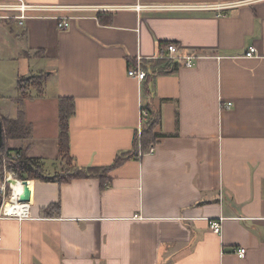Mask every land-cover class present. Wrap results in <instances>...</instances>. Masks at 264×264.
Returning a JSON list of instances; mask_svg holds the SVG:
<instances>
[{
  "label": "crops",
  "instance_id": "1",
  "mask_svg": "<svg viewBox=\"0 0 264 264\" xmlns=\"http://www.w3.org/2000/svg\"><path fill=\"white\" fill-rule=\"evenodd\" d=\"M25 1L63 10L23 26L0 20L2 117L22 110L29 139L51 143L56 158L59 99L73 98L71 155L84 168L131 150L146 107L161 115L162 137L153 153L114 169L106 189L93 178L28 180L30 201L0 208V264H264V0ZM169 43L197 55L195 65L128 75ZM42 73L45 98L21 105L19 79ZM35 149L24 151L39 157ZM220 219L216 234L209 221Z\"/></svg>",
  "mask_w": 264,
  "mask_h": 264
},
{
  "label": "trees",
  "instance_id": "2",
  "mask_svg": "<svg viewBox=\"0 0 264 264\" xmlns=\"http://www.w3.org/2000/svg\"><path fill=\"white\" fill-rule=\"evenodd\" d=\"M144 69L150 71L153 76L170 75L179 70L177 62L169 59L153 60L144 63ZM47 74H40L29 78H20L18 81L19 100L22 102L28 98H45L46 84L49 80ZM32 90L37 95L32 96ZM147 94H151L150 87H146ZM22 108V106H21ZM147 116L142 120L141 133L136 134L133 148L129 151L119 153L114 163L108 167H79L73 163L70 147V120L76 112L75 100L71 97L59 99V156L63 163L61 172L53 176H46L37 165L35 159L28 157L23 149L10 150L7 146L9 139L29 138L32 134V125L23 118V111H20L19 118L11 119L2 117L4 144L0 150V177L4 178L6 169L13 171L18 180L52 181L68 183L75 179H99L102 189H106L112 182L110 173L131 159H140L149 153L151 146L157 144L162 135L157 131L161 123V115L146 107ZM12 154L19 156L17 160L11 158ZM3 203V196L0 194V208ZM49 209H60V205H52ZM50 210V211H51Z\"/></svg>",
  "mask_w": 264,
  "mask_h": 264
},
{
  "label": "built area",
  "instance_id": "3",
  "mask_svg": "<svg viewBox=\"0 0 264 264\" xmlns=\"http://www.w3.org/2000/svg\"><path fill=\"white\" fill-rule=\"evenodd\" d=\"M179 6H175L174 8H178ZM153 8H160L159 6H154ZM63 10L61 7H55V6H44V5H32L27 3L25 0H0V20L3 21H16L19 25L23 26L25 24V21L36 17V14L38 13H45V12H52L57 10ZM71 9V8H69ZM71 27V21L70 18H64L59 23V28L62 30H67ZM179 48L175 43H169L165 46H162L160 48L159 55L157 57H154L153 60H161V59H169L172 61H175L180 66H185L188 68H191L195 65V61L197 59V55L195 54H188V55H179ZM256 56V48L250 47L245 54V57L247 58H253ZM128 75L130 77H133L135 79H138L139 81H143L147 77V72L144 69V59L140 57L136 63L135 66H132L128 70ZM223 107L229 109L232 107V103H227ZM147 116V112L145 110L142 111L141 115V121ZM139 133H141V127L139 130ZM155 146H151L149 153H153L155 151ZM11 158L14 160H17L19 158L18 155L12 154ZM4 179L0 180V194L3 196V202L4 199H6L7 195H9V199H12L14 197V191L12 189L11 184V178H16V175L13 171H10L6 169ZM18 180V179H17ZM22 181L23 180H19ZM8 191L10 194H8ZM8 199V200H9ZM18 203L19 199H18ZM22 204V203H21ZM19 204V205H21ZM25 209V205H22ZM210 228L212 231L216 234H220L222 231V225H221V219L220 220H211L209 221ZM2 241V237H0V244ZM248 250L246 248H237L236 254L239 258H245L247 256Z\"/></svg>",
  "mask_w": 264,
  "mask_h": 264
},
{
  "label": "rangeland",
  "instance_id": "4",
  "mask_svg": "<svg viewBox=\"0 0 264 264\" xmlns=\"http://www.w3.org/2000/svg\"><path fill=\"white\" fill-rule=\"evenodd\" d=\"M14 22H16V21H14ZM14 26H16L15 28L19 29V26L17 24H15ZM21 29H23V28H21ZM25 100H27V99H25ZM40 142H41L40 140H32L29 138H25L22 141L17 142L18 144L16 145V148H22V149L26 148L27 149L30 146V144H35L36 149H38V153L40 152L39 154H41V155L39 156L40 158L39 157H31V158L35 159V161L37 162V165L42 169L43 174L47 175V174H50L52 172V170H54L55 168H57L60 165L61 161L59 162L60 157L58 156L59 154L57 152L58 143H57V149L54 148V154H56L57 157L53 158V157H51L53 154V149H52L51 143H49V145H47V146H43V145H41ZM26 149H24V150H26ZM33 155H35V156L37 155L36 151L33 153ZM41 157H43V158H41ZM8 194H10L9 191H8ZM6 197L7 198L4 199V202L8 201L9 195H7Z\"/></svg>",
  "mask_w": 264,
  "mask_h": 264
},
{
  "label": "bare ground",
  "instance_id": "5",
  "mask_svg": "<svg viewBox=\"0 0 264 264\" xmlns=\"http://www.w3.org/2000/svg\"><path fill=\"white\" fill-rule=\"evenodd\" d=\"M11 184H12V189L14 191V197L12 199H9L7 202L9 209L12 208L13 204H16V203L19 204L18 199H20V197L24 196V194H25V184H23L22 181L11 178ZM29 188H30V185H29ZM14 208H16V207H14ZM14 212L15 213L18 212V209L14 210ZM12 214H14V213H12Z\"/></svg>",
  "mask_w": 264,
  "mask_h": 264
},
{
  "label": "water",
  "instance_id": "6",
  "mask_svg": "<svg viewBox=\"0 0 264 264\" xmlns=\"http://www.w3.org/2000/svg\"><path fill=\"white\" fill-rule=\"evenodd\" d=\"M4 144V137H3V124L0 119V150ZM23 184H25V194L21 196L19 199L20 203H28L30 201V188H29V181L23 180Z\"/></svg>",
  "mask_w": 264,
  "mask_h": 264
}]
</instances>
